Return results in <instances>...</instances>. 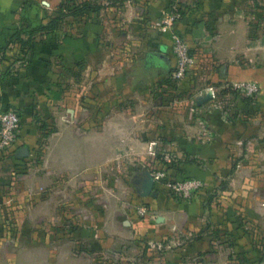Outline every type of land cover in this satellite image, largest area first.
<instances>
[{
    "label": "rangeland",
    "instance_id": "obj_1",
    "mask_svg": "<svg viewBox=\"0 0 264 264\" xmlns=\"http://www.w3.org/2000/svg\"><path fill=\"white\" fill-rule=\"evenodd\" d=\"M82 1L22 0V3L33 5L36 27L42 24V20L47 22L48 18L56 16L60 4L72 9L74 3ZM88 1L101 4L103 8L81 17L68 15L56 30L48 34L49 37L43 34L35 36L37 42L49 40L50 48L55 45L52 40L56 35L72 41L81 40L82 59L77 60L74 71L68 69L71 64L64 62L68 70L59 78L64 80L67 90L77 81L88 82L89 74L85 69L89 64L99 67L108 60L115 68H135L143 47L140 45L143 33L150 34L147 29L154 30L151 27L156 23L154 18L149 26H145L138 19V16H143L141 10L147 2L145 0ZM219 1L229 2L231 12L227 10V13L240 15L245 21L243 32L248 41H253V60L241 58L239 65L253 66L257 73L263 74L264 0ZM165 2L171 10L179 8L183 14L192 13L194 21L203 22L210 29L206 15L199 12L201 0ZM45 3L50 5L46 7ZM209 17L212 21L216 16ZM32 26L28 24L26 30L34 28ZM17 52V46L9 47L4 54L0 49V71L12 66L11 71L15 73V68L25 63L23 57H17ZM16 58L19 60L11 61ZM218 61L206 58L201 66L190 67L176 84L161 79L140 86L136 82L132 86L134 92L124 99H119V94L115 93L108 96L103 92L97 94L99 120H104L109 113L123 112L128 117L146 121L145 135L140 140L148 142L149 146L142 149L141 157L131 154L124 171H114L116 186L113 187L119 201L126 205L125 212L129 211L140 220L151 219L156 226L153 231L146 229L143 235L138 233L140 229H133L134 232L129 234L124 230L121 237L115 236V232L107 234L108 245H97L98 239L93 235L75 232L74 228L79 223L75 219H43L41 200L30 204L27 197H23L19 203L0 202V264H201L208 258L207 252L214 255L211 254V258L218 255L225 264L262 261L264 93L259 89L252 95H246L234 90L226 81H213L214 73L219 70L215 66ZM134 78L138 81L140 76L135 75ZM207 87L213 89L210 90L211 97L206 95ZM84 98L82 96V101L86 103ZM159 103H162V108H159ZM216 118H224L229 123L222 144L223 154L202 157L200 152L188 151L196 145L201 148L203 133H206L205 123L207 119L212 121ZM158 120L163 123H157ZM165 122L175 133L170 139L162 137L158 142L157 134H161L160 127ZM155 124H158L157 130ZM208 124L211 126V122ZM134 125H137L136 121ZM209 132L208 142L216 143L217 131L211 128ZM143 168L151 174L163 173L162 177L154 180L159 198L141 196L135 190L136 174ZM100 177L103 180V175ZM189 179H199L203 185L188 197L176 194L167 186L168 182L177 184ZM167 199L173 200L170 205L166 203ZM148 202H152L153 207ZM142 207L147 211L144 216L138 212ZM169 215L171 219L163 222L164 216ZM89 238L94 244L91 241L89 244ZM201 240L210 243L209 251H196L195 245L200 246Z\"/></svg>",
    "mask_w": 264,
    "mask_h": 264
},
{
    "label": "crops",
    "instance_id": "obj_2",
    "mask_svg": "<svg viewBox=\"0 0 264 264\" xmlns=\"http://www.w3.org/2000/svg\"><path fill=\"white\" fill-rule=\"evenodd\" d=\"M145 1L144 9L141 10L143 16H138V19L145 26H149L154 18L156 23L151 27L154 30L147 29L150 34L143 33V42L140 44L143 47L135 68H115L108 60L99 67L89 64L85 67V72L89 74L88 82L77 81L67 90L64 80L59 78L68 69H76L77 60L84 55L83 48L81 40L72 41L63 35H56L52 40L55 45L51 48L49 40L36 41L27 54V61L15 68L12 77L0 82V111L9 107L20 118L15 153L22 147L28 151L26 157L0 160V202L19 203L23 197H27L30 204L41 200L43 219H75L79 222L74 228L75 232L93 235L94 239H98L97 245L109 244L107 234L116 232L115 236L121 237L124 230L129 234L140 229L138 233L144 235L146 229L153 231L156 228L151 219L140 220L129 211L125 212L126 205L119 201L120 197L115 194L113 187L116 186L114 171H124L129 156L137 154L141 157L142 149L149 146L148 142L140 140L145 135L146 121L128 117L123 112L109 113L104 120H99L98 93L103 92L107 96L115 93L119 94V99H124V96L134 92L132 86L136 82L140 86L149 81L168 80L175 64L171 39L173 33L180 35L189 45L195 60L191 69L201 66L206 58H216L219 61L215 66L219 70L214 73L213 81L254 80L261 84L264 93V73H257L253 66L239 65L238 60L241 58L253 60V41L246 38L243 32L245 21L240 15L227 13L231 7L229 2L201 0L199 12L206 15L210 29L203 22L194 21L192 13H186L167 31H162L157 23L168 4L165 0ZM45 5L47 7L50 3ZM33 11V5L28 6L22 0H0V49L16 29L26 30L28 24L34 27ZM210 15L216 16L214 20L211 21ZM41 23L46 22L42 20ZM48 34L43 35L49 37ZM9 47L15 45L9 44L5 51ZM153 53L166 55L169 66L154 57ZM64 62L72 67L68 66L70 68L67 69ZM135 75L140 76L138 81ZM82 96H85L86 103L82 101ZM161 104L159 108H162ZM135 121L137 125H134ZM161 122L158 120L157 123ZM167 122L164 126L159 125L161 134H157L159 137L156 141L159 142L162 137L170 139L175 133ZM175 124L178 125V122L175 121ZM228 124L224 118L207 119L201 148L196 145L188 148V151L196 154L200 152L202 157H210L215 153L220 155L224 152L222 144ZM157 128L158 124H155V130ZM211 128L217 131L216 143L208 142ZM121 188L124 189L123 185ZM157 196L159 198V193ZM165 201L170 205L173 200ZM150 206L153 207L152 204ZM169 219L170 215L164 216L163 222ZM90 241L94 244L91 238L89 244ZM201 241L200 246L195 245L196 251H209L210 243ZM211 254L207 252L208 258L201 264H225L218 255L211 258ZM255 264H264V259Z\"/></svg>",
    "mask_w": 264,
    "mask_h": 264
},
{
    "label": "built area",
    "instance_id": "obj_3",
    "mask_svg": "<svg viewBox=\"0 0 264 264\" xmlns=\"http://www.w3.org/2000/svg\"><path fill=\"white\" fill-rule=\"evenodd\" d=\"M180 18L177 9L169 10L164 13L163 17L157 23V26L162 31H167L174 22ZM172 39V52L175 58V64L170 78L174 82L181 80L188 72L189 68L193 66L195 60L190 54V48L184 38L180 35L173 33ZM234 90L241 91L246 95H252L258 92L259 86L253 81L242 82H228ZM212 90V88H208ZM20 128V118L15 110L8 109L0 111V160L8 157H16L14 145L17 139V134ZM153 179L163 176V173L156 172L152 174ZM202 182L199 179H189L185 182H178L177 184L167 183L172 191L176 194L188 197L189 194L196 188L202 187ZM139 214L144 216L147 214L146 208L142 207L138 210Z\"/></svg>",
    "mask_w": 264,
    "mask_h": 264
},
{
    "label": "trees",
    "instance_id": "obj_4",
    "mask_svg": "<svg viewBox=\"0 0 264 264\" xmlns=\"http://www.w3.org/2000/svg\"><path fill=\"white\" fill-rule=\"evenodd\" d=\"M102 8L103 6L101 4H94V3L89 2L88 0H84L80 3H74V6L72 9H69V7L64 6V4H60L57 15L48 18V21L45 24H39L38 26L31 28L29 30H24V28L16 29L15 32L8 39L6 45L3 48H1V53L4 54L6 47L9 44H13L18 47L19 52H17L16 55L22 54L23 60L25 62L27 61V54L31 51V49H33L34 44L36 42V39H35L36 34H48V33L53 32L59 26L60 22L63 19H65L68 15L74 16V17L76 16L81 17V16H85L88 13H97ZM167 10L168 11L171 10L169 8V5H168ZM177 11L179 12L180 18H181L182 15H184L183 11L179 8L177 9ZM4 56L5 55H3V57ZM17 59L18 58L11 59V61L15 62L17 61ZM3 60H7V59H3ZM11 68L12 66H8L5 70L0 71V82L13 76V72L11 71ZM172 70L173 69H171L170 73L172 72ZM168 81L171 82L172 84L177 83L171 80L170 75H168ZM254 82H256L259 85V89L262 90L261 84L257 81H254ZM8 109L10 108L7 107L3 109L2 111L8 110Z\"/></svg>",
    "mask_w": 264,
    "mask_h": 264
},
{
    "label": "water",
    "instance_id": "obj_5",
    "mask_svg": "<svg viewBox=\"0 0 264 264\" xmlns=\"http://www.w3.org/2000/svg\"><path fill=\"white\" fill-rule=\"evenodd\" d=\"M157 59L162 60V63L165 64L167 67L169 66V61L166 55L160 54V53H153L152 54ZM207 97H211L210 90H207L206 93ZM0 108H1V90H0ZM28 154L27 148L22 147L17 153V158L26 157ZM135 190L141 195V196H152L157 197L158 192L154 188V179L152 174L145 168L141 170L140 173L136 174V181L134 183Z\"/></svg>",
    "mask_w": 264,
    "mask_h": 264
}]
</instances>
